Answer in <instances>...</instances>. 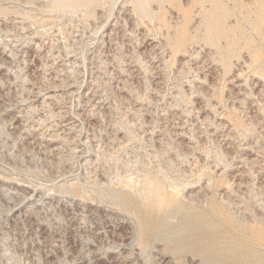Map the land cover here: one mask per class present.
Segmentation results:
<instances>
[{
    "label": "rangeland",
    "instance_id": "1",
    "mask_svg": "<svg viewBox=\"0 0 264 264\" xmlns=\"http://www.w3.org/2000/svg\"><path fill=\"white\" fill-rule=\"evenodd\" d=\"M0 264H264V0H0Z\"/></svg>",
    "mask_w": 264,
    "mask_h": 264
}]
</instances>
